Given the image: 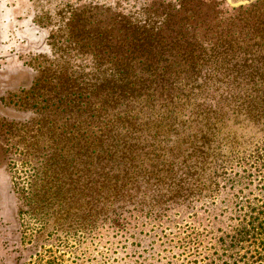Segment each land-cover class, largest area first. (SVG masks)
<instances>
[{
	"label": "trees",
	"instance_id": "trees-1",
	"mask_svg": "<svg viewBox=\"0 0 264 264\" xmlns=\"http://www.w3.org/2000/svg\"><path fill=\"white\" fill-rule=\"evenodd\" d=\"M208 3L143 23L98 6L87 21L84 8L72 38H51L62 57L31 87L20 166L25 215L41 230L58 219L62 251L86 244L93 264H118L112 239L155 234L157 264H264V0ZM223 190L236 225L217 239L197 212L215 214Z\"/></svg>",
	"mask_w": 264,
	"mask_h": 264
},
{
	"label": "rangeland",
	"instance_id": "rangeland-1",
	"mask_svg": "<svg viewBox=\"0 0 264 264\" xmlns=\"http://www.w3.org/2000/svg\"><path fill=\"white\" fill-rule=\"evenodd\" d=\"M184 1L0 0V264H44L48 255L64 256L63 264H93L91 254L86 253V244L65 251L59 248L56 236L51 235L58 219L53 218L47 228L41 230L37 219L25 215V166H20L23 162L20 145L25 143V123L36 118L35 114L26 112L28 109H25V105H30L28 100L32 97L31 87L41 76V67L60 62L62 53L56 40L65 43L69 39V24L73 21V15L86 8V11L80 13L85 15V20L90 21L88 10L98 6L101 10L110 8L116 12L132 14L136 22H142L148 20L143 16L144 11H173V6ZM193 1L196 4L192 8L203 15L211 13L210 10L207 11V2L210 7L214 2L220 13H230L245 0ZM165 20L161 18L154 21L161 25ZM53 36L57 39L52 40ZM75 55L71 53L74 63L83 67L90 65L91 59ZM17 164L20 166L18 169L15 168ZM249 192L258 194L255 187H251L247 193ZM217 201L215 214L208 216L205 210H201L197 215L198 220L205 226L208 225L209 230L219 239L236 222L230 221V192L223 190ZM194 213L182 216L180 223H190L191 218L187 217ZM154 236L155 234H151L141 238V244L137 240L134 247L131 246L132 240L126 243L123 238L112 239L111 243L116 247L113 259H117L118 264H128L134 254H142L145 264H157L149 258L157 254L155 249L150 250L151 244L157 242Z\"/></svg>",
	"mask_w": 264,
	"mask_h": 264
}]
</instances>
